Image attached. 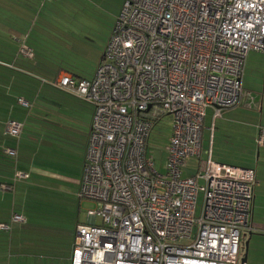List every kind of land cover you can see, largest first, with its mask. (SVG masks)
<instances>
[{
  "label": "built area",
  "instance_id": "built-area-1",
  "mask_svg": "<svg viewBox=\"0 0 264 264\" xmlns=\"http://www.w3.org/2000/svg\"><path fill=\"white\" fill-rule=\"evenodd\" d=\"M251 51L264 52V0H125L95 75L63 73L52 82L94 109L79 197L98 207L76 227L72 264L241 263L256 170L215 161L210 152L202 162L201 153L208 107L215 117L259 107L242 81ZM21 52L33 55L25 45ZM167 115L173 127L162 173L147 149ZM23 128L9 120L4 134L19 138ZM256 143L264 146V126ZM193 158L199 169L184 176ZM28 177L16 171L14 180Z\"/></svg>",
  "mask_w": 264,
  "mask_h": 264
},
{
  "label": "rangeland",
  "instance_id": "rangeland-1",
  "mask_svg": "<svg viewBox=\"0 0 264 264\" xmlns=\"http://www.w3.org/2000/svg\"><path fill=\"white\" fill-rule=\"evenodd\" d=\"M6 1L0 0V54L7 49H13V43L17 44L16 39L23 40L22 37H25V42L35 47L33 48L35 57L27 60L31 72L44 73L47 76L49 73L46 71L53 72L66 68L78 75L87 76L96 69L125 0H15L16 5L13 10L12 8L9 10ZM9 12L15 19L20 17L28 23L25 31L22 28L17 29L20 34H17V37L16 34L14 35L15 41L12 39V33L8 31L9 28H5L8 26L6 18L10 15ZM26 25L20 24L21 27ZM19 35L23 36L19 37ZM0 59L6 61L7 57L1 54ZM3 65L0 63V79L4 80L2 82L4 84L1 83L0 86L4 87L0 88V92L7 93L5 74L8 70ZM49 88L48 84L39 82L35 96L33 99L30 98L33 101L37 100L36 105H33L35 109L40 108L47 113L46 116L41 117L40 123L36 119V110L21 102H18L19 105L21 104L20 119H17L19 116L16 113L12 116L13 99L0 93L2 95L0 98L5 99L0 103V126L2 127V122L5 120V124L13 118L16 121L21 120L24 124L22 132L27 139L31 135L32 127L39 123L40 129L44 132L41 136L44 139L41 147L43 156L40 154L39 159L42 156L46 168L52 172L70 174L68 169L71 168L72 172L76 171V161L70 158L68 148L71 146L74 132L85 123L90 108L87 103L59 90L51 88V92L46 93ZM244 109L245 114L254 113V110ZM253 116H255L253 120H256L257 116ZM216 124L219 125V122L217 121ZM172 127L173 116H165L155 125L148 141L147 157L155 161L157 169L162 173L166 172L167 147L170 143ZM215 130V124L212 126L211 116H208L203 137L202 162L207 159L210 152L214 158L220 156L221 162L226 164L241 167H251L250 164L252 167L256 166L258 147L257 145L252 147L250 134L247 133L246 136L244 133L242 136L231 132L222 136L217 129L215 137ZM28 145L25 150L30 152V143ZM194 165L195 160H189V166ZM198 169L199 166L196 167V170ZM78 190L79 188L72 182L43 178L42 183L37 186L36 193L31 196L30 201L28 200V212L35 221H42L51 226L61 223L70 225L71 222L75 225L78 216L80 221H86L88 210L97 209L98 206L92 200L79 199ZM17 191H20L19 188ZM17 195L21 194L17 192ZM16 202L19 204L20 198L16 199ZM202 206L201 193L196 209L197 216L201 215ZM98 222H101L100 218Z\"/></svg>",
  "mask_w": 264,
  "mask_h": 264
},
{
  "label": "crops",
  "instance_id": "crops-1",
  "mask_svg": "<svg viewBox=\"0 0 264 264\" xmlns=\"http://www.w3.org/2000/svg\"><path fill=\"white\" fill-rule=\"evenodd\" d=\"M15 5V0L6 1V6L9 7V10L10 8L13 10ZM11 14L12 13L6 18L8 26L5 28H9L8 31L12 33V39L15 41L14 35L16 34L17 37V34H20L17 32V29L22 28L25 31L28 23L24 22L25 19L20 17L15 19ZM20 24L27 25L26 27H21ZM22 36L23 35H19V37ZM22 38L23 40L16 39L15 42H17V44L13 43V49H7L3 53L1 52L2 55L7 57L6 61L0 59V63L4 64L3 66L8 70L5 74L7 93L6 91L0 93L3 95L6 94L8 98L11 97L13 99L11 103L13 110L12 116L16 113L17 116H19L17 119L21 117V104L19 105L21 99L28 101L30 107L36 105L37 100L33 101L31 99L35 96V89L39 82L48 84L50 87L46 93H50L51 88L64 92L53 86L52 82L56 81L63 73H71L78 78H91L95 75L102 58L101 56L92 74L87 76L78 75L66 68H60L53 72L46 71L49 73L47 76L44 75V73L35 74L31 72L27 63L28 58L32 59L35 57L33 50L35 47L25 42V37ZM23 45L32 50V57H27L21 52V47ZM242 81L243 86L252 91L256 96L259 107L250 109L244 106H236L224 110L221 115L217 117L214 115V108L208 107L205 114L203 137L207 117L211 116L212 126L215 124L216 128L215 137L217 129L220 130L222 136L231 132H236L242 136L244 133H246L247 136L248 133L250 134L249 139L252 147H256L258 128L264 126V52L251 51L248 54ZM2 82H4V80L1 78L0 86L4 84ZM64 93L68 94L66 92ZM0 96L2 95L0 94ZM3 100L5 99L0 98V103H2ZM15 104H17L18 107ZM87 105L90 108V113L86 115V121L82 123L80 129L74 132L73 139H71V146L68 148L70 158L76 161V171L74 170V172H72L70 168L68 169L69 172H71L70 174H67V172H52L46 168V162L42 160L43 154L41 152V147L44 144V139L41 136H43L44 132L40 129V125L38 124L40 123L41 117L46 116V112L43 110L41 111L40 108L35 109L33 107L34 110H36V119L39 120V123H36V125L32 127L33 130L31 131V135L27 139L24 138L25 133L23 134V132L18 139L6 137L5 134L3 135L6 120L2 122V127L0 126V224H10L11 229L7 230L0 228V264H72L71 256L73 245L76 241V227L80 223H89V216L87 215L86 221H80V216H78L75 225L71 222L70 225L61 223L60 225L55 224L51 226L42 221H35L34 217L29 214L27 206L29 205L28 200L30 201L31 196L36 193L37 186L42 183L43 178L63 179L66 182L76 184L80 190L86 147L94 112L93 106L88 103ZM244 108L247 110H254V113L245 114ZM253 115L257 116L256 120H253L255 118ZM13 120L15 119L13 118ZM17 121L22 122L21 120ZM217 121L220 126L216 124ZM28 140L30 141L28 142ZM28 143H30V152L25 150L26 147L29 146ZM257 147L258 162L255 167H252L251 164V167H248L256 170L257 184L254 198L253 226L251 231L245 233L246 240H249L248 258L245 264H264V146L259 147L257 145ZM9 149H15L17 154L15 156L10 155L8 153ZM40 154L42 155L41 159H39ZM211 157L213 160L221 162L220 156L214 158V155L211 154ZM189 160H195V165L190 167L188 161L183 169L184 176L194 175L197 172L196 167L199 166L200 163V159L198 158ZM16 171L29 173V177L27 179L15 181L14 176ZM7 185L12 188L5 189L4 186ZM18 188L20 191H17ZM79 190L77 191L78 197ZM17 192L21 195L18 196ZM19 198L20 202L17 204L16 199L18 200ZM79 199L83 200L80 197ZM14 213L23 215L25 220L21 222L12 221V215ZM245 250L246 249L243 250V255Z\"/></svg>",
  "mask_w": 264,
  "mask_h": 264
},
{
  "label": "water",
  "instance_id": "water-1",
  "mask_svg": "<svg viewBox=\"0 0 264 264\" xmlns=\"http://www.w3.org/2000/svg\"><path fill=\"white\" fill-rule=\"evenodd\" d=\"M248 247H249V240L246 241V246H245V253L241 258V263L240 264H245L247 262L248 258Z\"/></svg>",
  "mask_w": 264,
  "mask_h": 264
},
{
  "label": "trees",
  "instance_id": "trees-1",
  "mask_svg": "<svg viewBox=\"0 0 264 264\" xmlns=\"http://www.w3.org/2000/svg\"><path fill=\"white\" fill-rule=\"evenodd\" d=\"M245 241H246V238L244 236L243 240H242V244H241V253L243 255V250L245 249Z\"/></svg>",
  "mask_w": 264,
  "mask_h": 264
}]
</instances>
